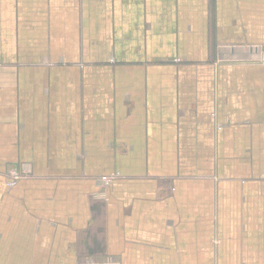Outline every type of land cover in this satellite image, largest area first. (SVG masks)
<instances>
[{
	"label": "crops",
	"instance_id": "obj_1",
	"mask_svg": "<svg viewBox=\"0 0 264 264\" xmlns=\"http://www.w3.org/2000/svg\"><path fill=\"white\" fill-rule=\"evenodd\" d=\"M263 56L264 0H0V264H264Z\"/></svg>",
	"mask_w": 264,
	"mask_h": 264
},
{
	"label": "built area",
	"instance_id": "obj_2",
	"mask_svg": "<svg viewBox=\"0 0 264 264\" xmlns=\"http://www.w3.org/2000/svg\"><path fill=\"white\" fill-rule=\"evenodd\" d=\"M262 61L264 62V56H263ZM7 172H8L7 176H6L7 179H6V182H5L7 187L13 186L20 177H22L26 173H28V172H26L24 170H17V169H10ZM109 180H110L109 178H103L102 179L103 184H107L109 182Z\"/></svg>",
	"mask_w": 264,
	"mask_h": 264
}]
</instances>
